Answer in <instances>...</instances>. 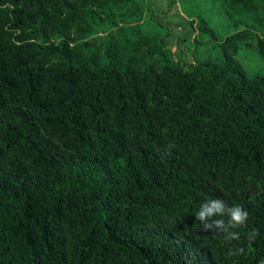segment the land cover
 <instances>
[{
	"label": "trees",
	"instance_id": "obj_1",
	"mask_svg": "<svg viewBox=\"0 0 264 264\" xmlns=\"http://www.w3.org/2000/svg\"><path fill=\"white\" fill-rule=\"evenodd\" d=\"M208 3L175 56L144 0H0V264H264V0Z\"/></svg>",
	"mask_w": 264,
	"mask_h": 264
},
{
	"label": "rangeland",
	"instance_id": "obj_2",
	"mask_svg": "<svg viewBox=\"0 0 264 264\" xmlns=\"http://www.w3.org/2000/svg\"><path fill=\"white\" fill-rule=\"evenodd\" d=\"M144 2L148 9L147 14H145V20L151 23L150 29H152V32L162 34L163 30L161 28H170L171 30L169 31L173 32L169 37V47L175 56L177 55L178 50L184 48L178 46L177 41L178 34L182 33V31H186L183 27L186 23V20H188L189 17L196 19L197 16L200 15H205L206 18L210 19V16L206 13L209 9L208 0H175V5H170L169 0H144ZM150 16H152L151 20ZM211 22H217L214 14L211 17ZM177 23H181V25L177 27ZM217 32L218 36H222L221 38H224V36H226L225 33H227V28L224 24H221L219 27H217ZM193 34L194 32L189 36L190 39L192 38ZM205 54L206 48L203 47L198 53L197 57L203 58ZM185 55H188L185 56L187 57L188 61H193L195 59V56L190 55L188 52H186ZM238 58L243 64L248 76L264 75V58L254 48L240 49L238 51Z\"/></svg>",
	"mask_w": 264,
	"mask_h": 264
},
{
	"label": "clouds",
	"instance_id": "obj_3",
	"mask_svg": "<svg viewBox=\"0 0 264 264\" xmlns=\"http://www.w3.org/2000/svg\"><path fill=\"white\" fill-rule=\"evenodd\" d=\"M215 217H227V220ZM195 218L201 222L204 230H219L226 233V240H231L238 239L239 236L237 232L230 231V229L242 227L248 219V213L239 205L229 207L224 201L217 198L202 204Z\"/></svg>",
	"mask_w": 264,
	"mask_h": 264
}]
</instances>
